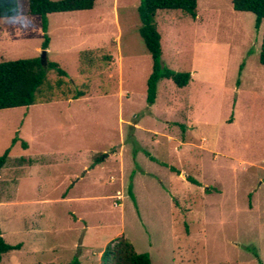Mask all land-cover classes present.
I'll use <instances>...</instances> for the list:
<instances>
[{
  "label": "rangeland",
  "instance_id": "1",
  "mask_svg": "<svg viewBox=\"0 0 264 264\" xmlns=\"http://www.w3.org/2000/svg\"><path fill=\"white\" fill-rule=\"evenodd\" d=\"M139 1L46 15L45 60L67 76L49 102L0 109V231L21 245L0 264H100L119 238L151 264H264L263 23L231 0L157 10L161 65L190 79H160L148 104ZM18 8L0 61L41 57V17Z\"/></svg>",
  "mask_w": 264,
  "mask_h": 264
},
{
  "label": "trees",
  "instance_id": "2",
  "mask_svg": "<svg viewBox=\"0 0 264 264\" xmlns=\"http://www.w3.org/2000/svg\"><path fill=\"white\" fill-rule=\"evenodd\" d=\"M231 4L235 11L253 13L256 26L263 23L258 60L264 65V0H231ZM94 5L95 0H28V14L41 17L43 32L41 49L46 50L49 44L47 14L87 10L92 9ZM160 9L181 10L191 18H195L197 0H140L136 7L139 19L138 33L152 61L151 72L146 82V103L148 104H152L155 100L156 83L160 79H170L178 87L185 86L190 79L188 71H174L161 65V36L155 24V14ZM18 14V0H0V17H14ZM48 70H54L58 75L54 83L47 80ZM66 76V72L57 62L41 60L38 56L2 60L0 61V109L49 102L54 98L53 89H60L64 84L63 77ZM44 90L49 93L47 94ZM63 93L67 97L68 94ZM83 95L84 92L78 90L72 94L71 98L76 99ZM15 141L16 138H13L12 142ZM21 146L26 148L27 143L22 141ZM8 154L9 148L0 154V168L4 165ZM170 169L178 171L174 167ZM187 180L198 184V181L192 177L188 176ZM19 248L20 244L8 243L0 231V261L4 253ZM100 264H151V262L148 253H137L128 239L119 238L115 243H108L104 247L100 255Z\"/></svg>",
  "mask_w": 264,
  "mask_h": 264
},
{
  "label": "water",
  "instance_id": "3",
  "mask_svg": "<svg viewBox=\"0 0 264 264\" xmlns=\"http://www.w3.org/2000/svg\"><path fill=\"white\" fill-rule=\"evenodd\" d=\"M47 50H43L41 53V60H45Z\"/></svg>",
  "mask_w": 264,
  "mask_h": 264
},
{
  "label": "crops",
  "instance_id": "4",
  "mask_svg": "<svg viewBox=\"0 0 264 264\" xmlns=\"http://www.w3.org/2000/svg\"><path fill=\"white\" fill-rule=\"evenodd\" d=\"M2 234V233H1ZM16 244H19V243H16ZM21 246V245H20ZM20 249V248H19ZM14 250H17V249H14ZM2 259V258H1ZM1 262V261H0Z\"/></svg>",
  "mask_w": 264,
  "mask_h": 264
}]
</instances>
